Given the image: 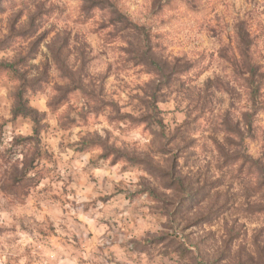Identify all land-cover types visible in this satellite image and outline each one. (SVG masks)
<instances>
[{"label":"clouds","instance_id":"1","mask_svg":"<svg viewBox=\"0 0 264 264\" xmlns=\"http://www.w3.org/2000/svg\"><path fill=\"white\" fill-rule=\"evenodd\" d=\"M0 264H264V0H0Z\"/></svg>","mask_w":264,"mask_h":264}]
</instances>
